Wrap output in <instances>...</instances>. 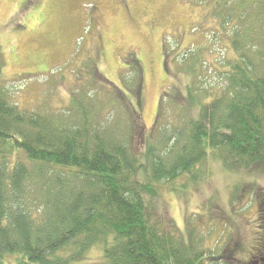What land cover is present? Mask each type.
<instances>
[{"label":"trees","instance_id":"16d2710c","mask_svg":"<svg viewBox=\"0 0 264 264\" xmlns=\"http://www.w3.org/2000/svg\"><path fill=\"white\" fill-rule=\"evenodd\" d=\"M197 1L231 54L216 69L218 83L186 85L176 123L152 136L138 110L106 127L86 107L75 118L20 108L0 84V264H77L94 245L102 249L95 264H264V187L256 180L245 182V207L256 196L257 214L244 262L236 243L205 246L189 218L178 228L163 203V192L186 194L208 180L212 164L238 179L264 174V0ZM184 56L199 76L202 54ZM2 60L0 52V78ZM139 90L140 75L137 105Z\"/></svg>","mask_w":264,"mask_h":264},{"label":"rangeland","instance_id":"374dc122","mask_svg":"<svg viewBox=\"0 0 264 264\" xmlns=\"http://www.w3.org/2000/svg\"><path fill=\"white\" fill-rule=\"evenodd\" d=\"M203 5L197 0H0V84L20 108L75 118L86 107L106 127L138 110L143 134L152 136L156 127L176 123L186 85L218 83L216 69L231 54L228 39ZM195 54H202V71L194 78L182 60L186 55L193 62ZM138 75L139 106L133 93ZM216 167L212 164V176L186 194L163 192V203L178 228L184 230L189 218L205 246L236 243L235 256L244 262L257 214L256 196L245 207L250 199L245 182L264 187V174L238 179ZM100 256V245H94L77 264H95Z\"/></svg>","mask_w":264,"mask_h":264}]
</instances>
